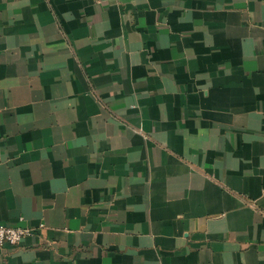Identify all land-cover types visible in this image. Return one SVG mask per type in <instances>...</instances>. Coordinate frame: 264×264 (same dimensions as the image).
Wrapping results in <instances>:
<instances>
[{"label":"crops","instance_id":"crops-1","mask_svg":"<svg viewBox=\"0 0 264 264\" xmlns=\"http://www.w3.org/2000/svg\"><path fill=\"white\" fill-rule=\"evenodd\" d=\"M0 264H264V0H0Z\"/></svg>","mask_w":264,"mask_h":264},{"label":"built area","instance_id":"built-area-1","mask_svg":"<svg viewBox=\"0 0 264 264\" xmlns=\"http://www.w3.org/2000/svg\"><path fill=\"white\" fill-rule=\"evenodd\" d=\"M32 227V226H10L5 224H0V243H9V244H17L19 243L25 236H29L41 227Z\"/></svg>","mask_w":264,"mask_h":264}]
</instances>
